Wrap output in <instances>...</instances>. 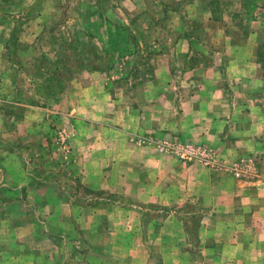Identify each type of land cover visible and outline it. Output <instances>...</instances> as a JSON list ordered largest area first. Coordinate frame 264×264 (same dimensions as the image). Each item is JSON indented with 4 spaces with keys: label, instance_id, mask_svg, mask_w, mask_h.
<instances>
[{
    "label": "rangeland",
    "instance_id": "1",
    "mask_svg": "<svg viewBox=\"0 0 264 264\" xmlns=\"http://www.w3.org/2000/svg\"><path fill=\"white\" fill-rule=\"evenodd\" d=\"M249 38L257 44L245 42ZM246 44L251 45L250 48ZM242 46H246L247 55L253 54L252 66L258 68L254 83L260 82L264 88V0H0V216L1 212L10 214L7 219L10 227L6 219L2 221L0 217V234L4 228L19 226L21 214L26 211L44 217L46 214L45 218H49V211L55 212L53 205L21 198L28 191L23 188L21 194L16 186L21 177L25 179L24 173L19 176V171L26 167L32 175L26 176L27 181H33L35 171H42V179L55 177L58 182L67 184L65 190L72 197L90 195L95 198L100 194L109 200L99 205L86 204L84 215L87 218L74 222L80 230L91 229L87 240L93 241V247L103 244L106 250L113 251V245L121 242L122 250L107 254L104 249L98 255V251L91 249L93 252L82 254L83 261L86 256L95 262L100 257L98 261L127 264L135 256L124 251L129 245L128 230L134 225L139 234L138 242L149 244L148 251L136 254L139 263L148 254L152 261L161 260L167 254L160 250L162 243L172 247L173 244L185 246L200 242L198 231L203 221L189 216L180 221L170 215L192 212L191 206L171 202L177 197L188 198L189 191H194L196 196L205 195L197 184L199 179L175 172L167 176L169 187L163 203L160 200L145 202V189L142 194L141 191L119 193L107 187L99 189L88 182L90 177H83L86 175L81 169L87 162L95 164L94 157H104L107 152L108 156H121L133 150L138 182H148L157 176L162 163H170L167 162L171 160L169 156L179 159L171 151L175 150L172 146L191 144L212 149L221 164L230 166L229 170L211 168L197 159H179L195 163L192 169L199 170L197 165H200L231 175L239 183L259 182L260 168L264 166L260 151L246 154L245 149L232 157L224 153L221 142H201L194 134L184 137L177 131L161 129L162 117H172L170 113L179 116L171 103L178 101L179 104L180 98L184 99L193 78L202 80V85L215 83L219 74H208L207 69L226 68V57L235 55ZM231 66L237 67V62ZM175 68L183 73L195 68L200 74L184 76L179 72L181 76L174 81L181 89L175 88L170 74L162 75ZM167 81L171 85H167ZM222 82L229 88V84L241 86L238 76ZM227 96L231 98L230 94ZM237 110L234 117L241 124L243 109ZM151 113H155L152 120L160 129L142 131L133 124V119L135 122L138 119L135 115L144 121L151 118ZM104 137H108V146L101 142ZM228 145L232 147L233 143ZM88 148L94 153L93 158L84 161L82 157ZM9 169L10 179L7 180L15 187L8 193L2 183ZM57 170L65 173H57ZM92 176L100 181V174L91 173ZM222 177L212 175V181ZM208 178H201L204 188ZM181 179L189 182L181 183ZM27 190L32 193L35 188ZM55 193V184H47L41 190V194L49 198H55ZM237 196L254 197L247 195L246 190ZM129 197L136 199L133 207L129 205ZM110 200L121 201L118 204ZM80 206L74 203L60 210L78 215ZM98 211L103 213L97 216L94 213ZM113 213L121 215V219L108 217ZM167 214L171 216L169 219H166ZM53 219L50 221L53 226L55 223L59 228L68 226L65 221ZM99 220L101 225L97 228ZM115 228L121 229V234ZM21 229L26 235L22 236V241L17 240L14 247L23 250L25 257L17 259L11 249L10 254L0 255V259L9 257L4 263L33 264L26 258L31 250L44 249L45 255L51 254L50 242L53 241L44 240L46 244L39 245L40 238L31 233L32 227ZM61 251L63 257L73 254L69 247ZM181 254L187 261L194 262L199 253ZM218 255L220 253L214 251L209 257L214 259Z\"/></svg>",
    "mask_w": 264,
    "mask_h": 264
},
{
    "label": "crops",
    "instance_id": "2",
    "mask_svg": "<svg viewBox=\"0 0 264 264\" xmlns=\"http://www.w3.org/2000/svg\"><path fill=\"white\" fill-rule=\"evenodd\" d=\"M245 42L257 44V42H252L250 38ZM246 46L238 48L235 55L232 54L226 57L228 59V62L225 64L226 68L220 70L212 68L207 69L208 74H219L220 78L215 83L202 85V80L193 78L191 89L187 90L188 93L185 95L184 99L181 97L179 104L178 101L176 103L175 101L171 103L175 107L176 112H179V116H174L170 113L172 117H162L161 123L163 126L161 129L163 131H177L180 133L179 135L184 137H189V134H194L196 136L195 139L201 142H221L220 145L224 149V153L228 156L236 157L237 154H240L239 151L247 149L248 151L246 154L260 151L262 157H264V95H262L264 94V88H262V83H254L256 81L255 77L257 76L258 68L252 66L251 61L253 59V54L249 53V55H247V51L244 50ZM250 46L247 47L250 48ZM234 62H237V67L231 66ZM169 69L164 71L162 75L166 72L169 73L170 80L174 82L172 85L175 88L177 87V83H175L176 81H174V78H177V76L200 74L195 68L186 70L184 73L181 69L178 70V68ZM179 72L181 75H178ZM171 76H173L172 79ZM235 76L241 78L240 87L229 84V88L222 82L223 79L232 81ZM169 81H167V85H171L168 84ZM177 88L181 89V85ZM168 90L170 91V89ZM256 91L262 94L254 96L253 92ZM229 94L231 98L227 96ZM162 95L164 96V93ZM228 99L231 102H226ZM242 109L244 116H242L241 124H238V120L234 117V111H241ZM154 114L155 113H151V118L144 121L141 120V116L135 115L138 119L137 122L133 119V124L137 125V128L142 131H155L160 129L156 121L152 120ZM129 124L133 125L131 122ZM121 130L123 129L121 128ZM228 141L233 143L232 147L228 145ZM101 142L106 143L108 146V137H104ZM212 142L211 144H213ZM118 144L120 146L121 139ZM90 151V148L85 151L82 157L84 161L88 160V158L90 161V159L93 158L92 155L94 153ZM107 154L109 153L107 152L104 154V157L103 155L94 157L95 164L91 165L87 162L83 169H81L83 174L86 175L83 177H90L88 182H92L99 189H104L106 187L114 188V191L119 193H137V191H141V194L142 190L145 189L143 192L145 202L160 200L163 203L164 196H167L166 189L169 187L167 176L170 177L176 172L179 176L189 175L192 179H199L197 180V184L202 187V192L203 190L205 191V195L202 193L198 196H196L194 191H189L188 198L177 197L175 201L171 202L172 204H175V202L178 204L182 203L188 205L189 208L190 206L194 208L192 212H172L170 215L173 219H178L180 221H183L185 216H189L188 218L193 220L203 221L198 231L200 242L185 246L173 244L172 247L169 244L165 245L166 243H162L160 250L167 252V254L163 255L161 260H153L154 264H264V210H262L264 209V180H261L262 178L264 179V166L260 168L261 179L259 182L244 181L243 184L231 178V175L222 174V172L219 173V171H213L200 165H197L199 170L192 169L196 165L195 163L181 162L176 157L167 156L171 159L167 161L170 163L161 162L162 165L158 167L157 176H153V179L148 182L147 180H143L139 183V172L137 164L134 162L135 154L133 150H129L127 153H121V156H108ZM176 162L179 163L177 164ZM186 167L188 168L187 170H185ZM41 172L42 171H35V173H33V181H27L28 179L26 176L31 175V172L26 170V167L23 169L21 168L19 176L24 173L23 176L25 179L23 180L21 177L16 187L21 194L23 188L25 191H28V193L25 192L21 198H28V202H31L32 199H36L44 204L53 205L52 207L55 209V212L51 214L49 211V214H47L49 218H45L46 214L44 217L43 215L26 211V213L21 214L22 223L19 226L16 224V226L11 228H9V221H7L10 214L7 215L1 212L0 217L2 221L5 218L9 227H7V229L4 228L0 234V255L4 253L10 254L11 249H13V255H15L17 259L24 258L25 255L22 253L23 250L21 251L18 247L14 246L19 240L22 241V236L26 235L21 228L32 227L31 233L34 232V234L40 238L39 245H45L46 243H44V240L53 241V243L50 242V245H52L49 250L51 253L50 255H45L43 252L45 251L44 249L28 251L26 258L32 261L33 264H71L72 261L75 264H119L116 261H98L100 257L95 262L94 259L85 256L86 261H83L81 256L82 254L85 255L87 253L86 251L93 252L90 251L93 249L98 251L97 254L99 255L104 251L105 246L101 244L98 247H93V241L89 242L87 240L89 238V230L91 229H86L85 231L83 229L80 230V227H77L74 222H80L82 219L84 220L87 218L85 216L86 214L84 215L86 204L107 203L109 200L103 198L100 194L95 198L89 197L90 195L79 199H77L78 197H72L71 193L65 190L67 184L65 185L61 180L58 182L57 179H54L55 177L50 178L51 180H44L42 179L44 175H42ZM56 172L61 174L62 172L65 173L64 171L60 172V170ZM10 173V169L6 171V176H3L2 183V186L5 185V188H7L6 191L8 193L10 188L15 187L9 184L10 182L8 180L10 179ZM91 173L100 174V181L94 180L93 176L91 178ZM198 173L200 174L197 175ZM218 174L224 177L212 181V175ZM112 175L114 176L113 179H111ZM207 177L209 178L205 180L208 184L206 188H204L201 178ZM182 182L187 184L189 181L187 179H181V183ZM47 184L51 186H54V184L57 185L55 198H49V196L47 197L41 194V190H44ZM26 187H34L35 190L31 193ZM245 190L247 191V195L254 197L237 196L241 191ZM6 195L10 197V194ZM121 200H119V202H117V200L110 201L119 204ZM128 200L130 207H133L132 202L136 199L129 197ZM74 203L82 205L80 206L81 210L78 208V210H80L78 215L72 211L63 212L60 210L63 209L65 205ZM102 213L103 212L98 211L94 214L100 216ZM167 215L166 219H169L171 216H169V214ZM54 217L56 219H53ZM108 217H113L117 221L121 219V215L116 216L114 213L111 215L109 214ZM52 219L65 221L68 223V226L59 228L56 227L58 226L56 223L53 226L50 224ZM101 219H104V217H101ZM128 219L130 222L132 221V213H130ZM100 225L101 221L99 220L96 225L97 228H99ZM136 229V225H134L130 226L128 230L129 234L127 241L129 245L124 251L135 254V256L127 264H153L149 254L142 263H139L136 254L139 251H148L147 247L149 244L138 242L139 234H137ZM115 230L117 233L121 234V229L115 228ZM124 235L125 237L127 236L126 232ZM177 235H180V231L177 232ZM102 236H104L103 233ZM254 236L256 237L254 238ZM110 242L112 241L110 240ZM68 247L73 249V254L63 257L61 249L65 248V250H68ZM121 247L122 244L120 242L118 245H113V251L105 249V252H107V254H114L120 252L122 250ZM188 251L199 253L198 258H196L194 262L189 259L187 261L181 254ZM214 251L220 253V255L212 259L209 256ZM203 254L205 256H203ZM105 256L106 255H103V257ZM7 258L9 259V257H2L0 259V264H9V261L4 263Z\"/></svg>",
    "mask_w": 264,
    "mask_h": 264
},
{
    "label": "built area",
    "instance_id": "3",
    "mask_svg": "<svg viewBox=\"0 0 264 264\" xmlns=\"http://www.w3.org/2000/svg\"><path fill=\"white\" fill-rule=\"evenodd\" d=\"M171 147V145H170ZM175 150L173 154L177 156L182 161H189L191 159H197L202 165L211 168L225 167V169H230L227 164H221L219 158H215V153L210 148L202 146H193L191 144L179 145L177 147L172 146Z\"/></svg>",
    "mask_w": 264,
    "mask_h": 264
}]
</instances>
